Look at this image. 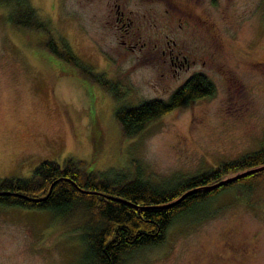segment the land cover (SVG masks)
<instances>
[{"label":"rangeland","instance_id":"rangeland-1","mask_svg":"<svg viewBox=\"0 0 264 264\" xmlns=\"http://www.w3.org/2000/svg\"><path fill=\"white\" fill-rule=\"evenodd\" d=\"M28 3L52 39L64 40L92 73L114 82L120 96L45 52L41 33L12 27L0 4V178H26L40 161L61 165L70 157L95 171L135 164L142 177L167 184L259 148L264 0ZM169 47L196 59L177 78L161 54ZM193 72L211 81V95L121 139L117 106L165 99ZM197 212L212 215L174 222L163 242L133 251L125 264H264V184L232 183ZM67 232L50 212L0 205V264H78L81 247Z\"/></svg>","mask_w":264,"mask_h":264},{"label":"trees","instance_id":"trees-1","mask_svg":"<svg viewBox=\"0 0 264 264\" xmlns=\"http://www.w3.org/2000/svg\"><path fill=\"white\" fill-rule=\"evenodd\" d=\"M0 4L8 8L7 20L12 27L41 33L44 39L39 45L45 52L76 68L81 78L96 82L112 97L120 96L114 90L116 84L104 79L102 73H92L64 40L52 39L48 23L37 16L28 0H0ZM212 93L211 81L200 72L194 73L166 99H145L135 106L119 105L114 109L113 118L121 139L131 138L173 108ZM263 163L264 132L258 149L167 184L152 183L142 177L135 164L95 171L87 170L82 159L66 157L61 165L43 160L28 178H0V205L50 212L60 228L74 235L81 247L78 264H125L133 251L163 242L174 222L196 223L212 215L195 216L205 201L232 183L241 182L247 188L257 183L263 185L264 170L206 192L190 193L173 205H162L190 188ZM190 215L194 217L185 218Z\"/></svg>","mask_w":264,"mask_h":264},{"label":"water","instance_id":"water-1","mask_svg":"<svg viewBox=\"0 0 264 264\" xmlns=\"http://www.w3.org/2000/svg\"><path fill=\"white\" fill-rule=\"evenodd\" d=\"M261 170H264V163L261 164V165L255 166V167L244 169V170L239 171L237 173H234L232 175H229V176H226L224 178H221V179H219V180H217L215 182H212V183H209V184H205V185H202V186H197V187L190 188V189L184 191L183 193H181L176 199H174L171 202H169L167 204H164L162 206L166 207V206L173 205V204L179 202L182 198H184L186 195H188L190 193H195V192H200V191H205L206 192V191L212 190V189H214V188H216L218 186L226 185L227 183L233 182V181L237 180L238 178L244 177V176L252 174V173L259 172ZM53 183L54 182H52L50 184V186L48 188V191H49V189H50V187H51V185ZM77 190L80 191V192L84 191V190H81L80 188H77ZM111 199H114V198H111ZM116 200H120V199H116Z\"/></svg>","mask_w":264,"mask_h":264},{"label":"flooded vegetation","instance_id":"flooded-vegetation-1","mask_svg":"<svg viewBox=\"0 0 264 264\" xmlns=\"http://www.w3.org/2000/svg\"><path fill=\"white\" fill-rule=\"evenodd\" d=\"M172 43L174 44V42L172 41ZM164 52H166V53H164ZM161 54H163L165 57H166V59H167V61H168V65H169V69H171L172 70V73H171V75L173 76V77H176L177 78V76L176 75H178V71H179V69L180 68H185V69H188L189 68V66H190V62L191 63H194L195 61H196V59H190L189 61L188 60H186V54H181V51H173V48H171V47H169V48H167L166 49V51H165V49H161ZM164 61H165V59H164ZM194 73H199V72H193L192 74H194ZM201 73V72H200ZM192 74H190V75H192ZM189 75V76H190ZM188 76V77H189ZM187 77V78H188ZM186 78V79H187ZM185 79V80H186ZM185 80H183L182 82H180L176 87H178L179 85H181ZM175 87V88H176ZM174 88V89H175ZM173 89V90H174ZM172 93V92H171ZM170 93V94H171ZM169 94V95H170ZM168 95V96H169ZM167 96V97H168ZM166 97V98H167ZM165 98V99H166ZM16 165L17 164H15L14 165V167H13V169L16 167ZM31 172H32V170L30 171V172H27V176H26V178H28L29 176H30V174H31Z\"/></svg>","mask_w":264,"mask_h":264}]
</instances>
